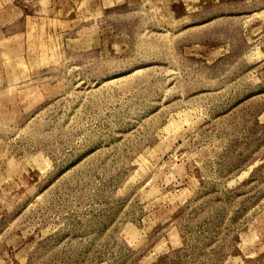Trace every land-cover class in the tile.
<instances>
[{
	"label": "rangeland",
	"instance_id": "rangeland-1",
	"mask_svg": "<svg viewBox=\"0 0 264 264\" xmlns=\"http://www.w3.org/2000/svg\"><path fill=\"white\" fill-rule=\"evenodd\" d=\"M0 264H264V0H0Z\"/></svg>",
	"mask_w": 264,
	"mask_h": 264
}]
</instances>
